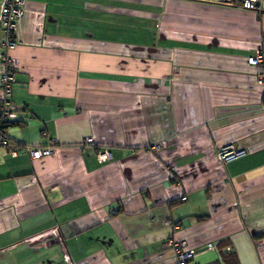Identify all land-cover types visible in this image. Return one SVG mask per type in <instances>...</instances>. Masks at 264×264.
<instances>
[{"label": "crops", "instance_id": "1", "mask_svg": "<svg viewBox=\"0 0 264 264\" xmlns=\"http://www.w3.org/2000/svg\"><path fill=\"white\" fill-rule=\"evenodd\" d=\"M260 1L24 0L6 133L57 145L0 147V264H264Z\"/></svg>", "mask_w": 264, "mask_h": 264}, {"label": "built area", "instance_id": "2", "mask_svg": "<svg viewBox=\"0 0 264 264\" xmlns=\"http://www.w3.org/2000/svg\"><path fill=\"white\" fill-rule=\"evenodd\" d=\"M225 3H233L235 0H218ZM240 7L259 12L261 10L260 0H237ZM24 0H0V31L2 33L1 47L3 51L0 52V60L3 66L0 75V89L2 97L0 98V147L5 148L12 155L17 152H26L30 158L37 159L41 156L50 155L53 153L57 140L49 138L47 143L42 146L20 145L13 142L6 133L4 122L8 121L14 116L13 101L11 100L12 88L15 83L16 60L8 54V50L13 48L16 44L15 29L18 20L23 15ZM262 61L260 52L248 57V62L253 65H258ZM258 82H262V76H258ZM93 139L87 136L83 140V145L92 144ZM98 160L103 162L110 157L107 150H102L96 147ZM216 157L221 162H230L238 158H242L247 154L244 148H240L235 144H226L219 146L215 150ZM175 249L176 262L174 264H191L193 260L194 251L184 241L172 242ZM212 247V244H208Z\"/></svg>", "mask_w": 264, "mask_h": 264}, {"label": "trees", "instance_id": "3", "mask_svg": "<svg viewBox=\"0 0 264 264\" xmlns=\"http://www.w3.org/2000/svg\"><path fill=\"white\" fill-rule=\"evenodd\" d=\"M3 124H4V126L7 128V127L10 125V121H6V122H4Z\"/></svg>", "mask_w": 264, "mask_h": 264}, {"label": "water", "instance_id": "4", "mask_svg": "<svg viewBox=\"0 0 264 264\" xmlns=\"http://www.w3.org/2000/svg\"><path fill=\"white\" fill-rule=\"evenodd\" d=\"M41 253H44V252H41ZM43 256L45 255V254H42ZM46 256V255H45Z\"/></svg>", "mask_w": 264, "mask_h": 264}]
</instances>
